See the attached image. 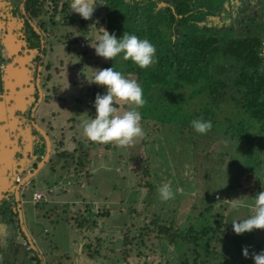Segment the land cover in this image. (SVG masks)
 <instances>
[{
    "label": "rangeland",
    "instance_id": "1",
    "mask_svg": "<svg viewBox=\"0 0 264 264\" xmlns=\"http://www.w3.org/2000/svg\"><path fill=\"white\" fill-rule=\"evenodd\" d=\"M231 1L205 0L204 5L227 10ZM0 4L7 15L8 1ZM253 10L263 16L264 0H234L230 28L238 31L242 14ZM68 16L76 20L71 27L64 24L63 14L46 16L49 38L43 62H50V69H42V81L41 70L34 81H28L20 44H7L12 61L3 94L11 105L13 98L14 107L8 144L4 137L7 148L0 150V164L7 167L0 170V188L13 192L22 229L37 235L32 239L35 253L14 241L0 264H36L30 260L33 256L40 264H175L184 257L179 243L173 246L151 234L144 245L137 240L132 246L123 245L124 237L136 236L154 217L172 222L173 232L183 234L189 225L200 224L199 212L206 218L219 214L230 226L231 238L212 255L211 259L216 257L212 263L255 264L264 254V137L257 142L256 137L242 138L235 131L226 136L225 120H238L237 111L222 105L204 119L201 110L194 109L202 99L191 89L176 93L172 86L168 90L134 84L135 75L126 74L127 67L118 69L123 61L130 62L129 67L141 64L140 59L137 54L117 56L103 23L102 0H70ZM113 59L119 67L103 73ZM148 59L149 54L147 67ZM102 85L105 92L94 96L92 90ZM34 87L40 96L31 113L50 144L47 160L35 170L31 165L46 141L33 124L20 132L23 108L16 105L17 100L30 99ZM44 96H49L47 104L41 102ZM212 120L223 127L211 130ZM153 126L158 132L150 133ZM20 134L26 136L23 144ZM62 134L65 142L74 138L69 147L80 143L89 149L90 163L84 172H78L68 156L66 162L59 158L64 150L58 145ZM7 149L15 159L21 153L20 161L13 158L7 165L11 155ZM35 192L41 194L40 202L31 201ZM215 194L219 200L213 198ZM209 205L212 210L204 212ZM105 208L110 217L102 219ZM129 209L135 211L132 216ZM83 220L96 226L89 229ZM98 239L105 242L96 249ZM91 249L97 253L92 260L85 256Z\"/></svg>",
    "mask_w": 264,
    "mask_h": 264
},
{
    "label": "trees",
    "instance_id": "2",
    "mask_svg": "<svg viewBox=\"0 0 264 264\" xmlns=\"http://www.w3.org/2000/svg\"><path fill=\"white\" fill-rule=\"evenodd\" d=\"M7 1L9 4L7 15L5 6L0 4V65H3V69L0 70V94L7 92L6 77L12 61L7 44H20L19 55L27 69L28 81L33 80L40 70L42 81V69H50V62H43L49 38L46 16L50 12L63 14V21L67 27H71L76 22L74 18L68 16L70 0H26L24 14L20 9L23 0ZM204 1L102 0L103 23L108 32V41L117 48V56L121 53L137 54L142 64L137 63L128 67L131 63L123 61L118 70L123 71V67H127L124 71L126 74L135 75L136 85L142 82L168 90L172 86L176 89V93L181 91L184 93L191 89L193 95H198L202 99L194 105V109L201 110L204 119L212 116L213 112L222 105L232 106L237 111L239 119L236 121L226 119L223 133L227 136L235 131L242 138L254 136L255 141L259 142L264 137V56L262 55L264 14L261 16L259 10L243 13L235 27L238 28L236 31L230 28L233 22L231 14L234 0L231 1L232 4L231 2L228 4L230 7L226 8L227 10L219 7L209 9L205 7ZM68 36L66 37H71ZM41 41H43L42 49ZM148 54L151 60L148 59L147 67ZM113 61L105 66L103 73L114 71L118 65L115 59ZM48 78L49 76L45 79ZM104 92L103 85L99 90H92L94 96ZM31 94L32 97L25 100L30 104L28 102L22 110L19 109L24 119L18 123L20 132L25 130L27 125L35 124L31 106L39 99L38 89L34 87ZM191 94H183V96L191 98ZM48 100L49 96H44L41 102L47 104ZM69 121L73 122L74 119ZM138 121L141 124L144 118L140 116ZM41 122L44 123L43 117ZM210 123L208 128L211 130H219L223 127L215 120ZM156 132L158 129L153 126L150 133ZM63 137V134L60 135L58 141L59 147L64 148L59 158L66 162L68 156L71 162L74 161L78 172H84L90 163L89 149H84L80 143L77 147L71 148L69 142H75L74 138L65 142ZM25 138V135L20 134L22 144ZM194 146L197 147L195 144ZM18 154L22 155L17 153L16 159L14 155L15 162L22 158H18ZM45 154L46 146L41 145L40 154L31 165L33 170L43 160ZM28 157L29 153L25 155L26 159ZM26 173L27 171L23 170L21 174L26 175ZM144 185L150 187L149 184ZM15 205L13 192L0 189V256L10 252L14 247V241L18 243L19 248H23L26 239ZM211 210V205L204 208V212L207 213ZM134 212L133 209H129L131 216ZM198 215L200 224L189 225L183 234L173 232L172 222L166 223L159 217H154L139 229L136 236L129 240L125 236L122 243L133 246L138 240L137 243L142 246L151 234H155L170 245L177 246V243L181 245L184 257L175 264H215L211 261L216 257L213 259L211 257L216 256L219 248L230 240V226L219 214L208 218L201 212ZM100 217L102 219L110 217V211L105 208L100 213ZM81 223L87 228L96 226L92 220H83ZM77 226L80 228L81 224L78 223ZM104 242L105 240H96L95 248H100ZM93 251L95 250L91 249V253L85 255L86 258L92 260L93 256L97 255ZM30 252L34 251L30 250ZM30 260L40 264L35 256ZM162 264L169 263L164 261Z\"/></svg>",
    "mask_w": 264,
    "mask_h": 264
},
{
    "label": "crops",
    "instance_id": "3",
    "mask_svg": "<svg viewBox=\"0 0 264 264\" xmlns=\"http://www.w3.org/2000/svg\"><path fill=\"white\" fill-rule=\"evenodd\" d=\"M20 9H21V5H20ZM4 98H6V101H5V99ZM0 99H2V100H4V102H2V101H0V150H4V146L6 147V145H5V140H4V137H6V143L8 144V141H9V132L11 131V121H10V118H9V116L11 115V111L13 110V107H14V104H13V98H10L11 99V103H12V105L9 103V100H8V98L4 95V94H0ZM24 99V98H23ZM27 103V101L25 102L24 100H17L16 101V105H17V107H19L21 104H22V108H24V106H25V104ZM10 109H9V108ZM21 108V107H20ZM19 108V109H20ZM20 112V111H19ZM131 114V113H130ZM7 148V147H6ZM7 151L8 152H10L9 154H11L10 156H9V159L7 160V165L10 163L11 164V162L13 163V151L11 152V151H9L8 149H7ZM8 156V155H7ZM6 156V157H7ZM2 168H4V169H6L7 167H6V165H1L0 164V170L2 169ZM9 168H10V166H9ZM3 169V170H4ZM0 176H2L1 174H0ZM2 178H0V183L2 182V180H1ZM0 189H2V188H0ZM31 199H32V197H31ZM32 201V200H31ZM19 211V210H18ZM19 217H20V220L22 219V217H21V215H19ZM21 222H22V220H21ZM22 224V223H21ZM23 227V226H22ZM23 232H24V234H26V232L23 230ZM27 233H29L28 234V237H29V242H30V244H29V246L31 247V250H33L34 251V248H33V246L35 245V242H32V239L34 240V236H36L37 235V233L36 234H30L31 232H28L27 231ZM31 239V240H30ZM35 252V251H34ZM8 256H11V257H13L14 255H8ZM39 256V255H38ZM4 256L3 255H1L0 256V261L2 260V258H3ZM18 259L17 257H15L14 256V259ZM16 262V264H22L21 262H19V261H15Z\"/></svg>",
    "mask_w": 264,
    "mask_h": 264
},
{
    "label": "built area",
    "instance_id": "4",
    "mask_svg": "<svg viewBox=\"0 0 264 264\" xmlns=\"http://www.w3.org/2000/svg\"><path fill=\"white\" fill-rule=\"evenodd\" d=\"M79 44H80L81 47L84 46V43H83V42H80ZM262 46H263V49H262V55L264 56V41L262 42ZM2 69H3V65H0V70H2ZM19 180H20L19 178L16 179L17 182H18ZM213 198L219 200V199H220V195H219V194H215V195L213 196ZM41 199H42V196H41L40 193L35 192V193L32 194V201H33V202H35V203L40 202ZM25 238H26V239H25V242H23V245L26 247L27 250L30 251L31 247L29 246L30 242H29L28 234H25ZM30 240H31V239H30ZM255 264H264V255H262V256H258V257L256 258V260H255Z\"/></svg>",
    "mask_w": 264,
    "mask_h": 264
},
{
    "label": "water",
    "instance_id": "5",
    "mask_svg": "<svg viewBox=\"0 0 264 264\" xmlns=\"http://www.w3.org/2000/svg\"><path fill=\"white\" fill-rule=\"evenodd\" d=\"M25 1H26V0H23V2H22V4H21V12H22V14H24V3H25ZM32 24H33V23H32ZM36 30H37V29H36ZM42 48H43V41H41V49H42ZM40 57H42V55H40ZM39 96H40V95H39ZM38 102H39V99H38ZM38 102H37V103H38ZM33 126L38 130V132H40V133L44 136L45 141H46V154H45L44 159L39 163V164L41 165V164H43L44 161H46L47 158H48L49 151H50V144H49V141H48L47 135H46L45 133H43L39 128H37V127L35 126L34 123H33ZM40 165H37V166L39 167ZM32 175H33V173H32L31 175H27V176L25 177L26 181H28ZM21 184H22V183H20L19 185H21ZM17 189H19L18 186H17ZM15 197H16V196H15ZM16 200H18L17 197H16Z\"/></svg>",
    "mask_w": 264,
    "mask_h": 264
},
{
    "label": "clouds",
    "instance_id": "6",
    "mask_svg": "<svg viewBox=\"0 0 264 264\" xmlns=\"http://www.w3.org/2000/svg\"><path fill=\"white\" fill-rule=\"evenodd\" d=\"M262 255H264V254H261L260 256H262ZM258 257V256H257ZM256 260V259H255Z\"/></svg>",
    "mask_w": 264,
    "mask_h": 264
}]
</instances>
